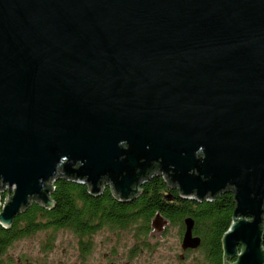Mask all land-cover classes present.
<instances>
[{
	"label": "water",
	"instance_id": "water-1",
	"mask_svg": "<svg viewBox=\"0 0 264 264\" xmlns=\"http://www.w3.org/2000/svg\"><path fill=\"white\" fill-rule=\"evenodd\" d=\"M151 171L230 190L222 264L264 263V0H0V225L56 177L124 202Z\"/></svg>",
	"mask_w": 264,
	"mask_h": 264
},
{
	"label": "trees",
	"instance_id": "trees-1",
	"mask_svg": "<svg viewBox=\"0 0 264 264\" xmlns=\"http://www.w3.org/2000/svg\"><path fill=\"white\" fill-rule=\"evenodd\" d=\"M0 195L3 197L4 191ZM49 196L52 207L30 200L23 210L13 215L8 227L0 225V256L15 240L36 231L45 233L41 249L51 247L58 231H69L75 237L80 261L84 247L89 246L98 228H107L115 234L131 233L143 245L148 243L145 240L152 228L151 219L158 213L179 230L183 228V218L190 216L191 232L200 239L196 248L201 257L196 263L222 264L220 238L234 207L232 192L228 189L207 200L181 198L161 174L152 173L142 182L137 196L121 202L112 196L108 185L100 193L91 195L85 184L59 176L53 180ZM261 244L264 247V233ZM226 261L224 264H228Z\"/></svg>",
	"mask_w": 264,
	"mask_h": 264
},
{
	"label": "rangeland",
	"instance_id": "rangeland-1",
	"mask_svg": "<svg viewBox=\"0 0 264 264\" xmlns=\"http://www.w3.org/2000/svg\"><path fill=\"white\" fill-rule=\"evenodd\" d=\"M0 195V200H1ZM104 231H96L92 238L98 242ZM151 245L147 253L136 259V264H197L200 250L192 248L187 253L180 247L179 227L169 224L166 230H151ZM45 233L36 231L31 235L15 240L4 255L0 264H104V257L92 253L85 262L77 256L75 237L69 231H58L51 247L41 249ZM97 252V248L95 250ZM183 254L182 258L176 255ZM123 261V257L122 260ZM143 262V263H142Z\"/></svg>",
	"mask_w": 264,
	"mask_h": 264
},
{
	"label": "flooded vegetation",
	"instance_id": "flooded-vegetation-1",
	"mask_svg": "<svg viewBox=\"0 0 264 264\" xmlns=\"http://www.w3.org/2000/svg\"><path fill=\"white\" fill-rule=\"evenodd\" d=\"M152 173H155V172L151 171V174ZM101 185H102V189H101L102 191L105 188V185H108V184L106 181H103ZM170 187L175 188L174 186H170ZM138 194H136V196ZM159 218H160L159 221L161 222V224L156 229L166 230L167 226L170 224L169 221L160 215H159ZM183 228H184V225H183ZM183 228L179 230L180 239H181ZM153 229L154 228H150L148 232L146 233L145 242H148V243L142 245L141 242H139L140 240H136L135 236L131 233L115 234L113 231H109L107 228H98L97 231L102 230L106 234L104 233L101 234V237L98 239V242L96 243L95 241H93V238H91V242L89 243V246L84 247V256L81 261L85 262L88 256L92 253L93 254L96 253L95 255L100 253L105 259L104 264H136V259L146 254L148 248L151 245V242H150V239L152 237L151 230ZM96 248H97V252H95ZM190 249L192 248H185L183 250L185 251V253H187V250H190ZM176 256H178L179 258H182L183 254L180 253L179 255H176ZM122 257H123V261H121Z\"/></svg>",
	"mask_w": 264,
	"mask_h": 264
},
{
	"label": "built area",
	"instance_id": "built-area-1",
	"mask_svg": "<svg viewBox=\"0 0 264 264\" xmlns=\"http://www.w3.org/2000/svg\"><path fill=\"white\" fill-rule=\"evenodd\" d=\"M52 182H53V181H50V182H49V185H51L50 189L52 188ZM7 188H8V187H7L6 185H4V186H2V187L0 188V193H1V190H2V192L4 191V195H3V197H2L1 200H0V205H1L2 202H3L6 193H7V195L10 194V191H9V189L7 190Z\"/></svg>",
	"mask_w": 264,
	"mask_h": 264
}]
</instances>
